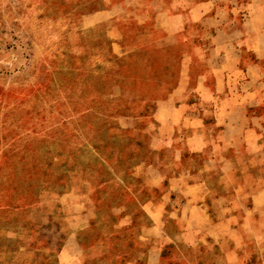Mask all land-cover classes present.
Returning <instances> with one entry per match:
<instances>
[{
    "label": "rangeland",
    "instance_id": "1",
    "mask_svg": "<svg viewBox=\"0 0 264 264\" xmlns=\"http://www.w3.org/2000/svg\"><path fill=\"white\" fill-rule=\"evenodd\" d=\"M82 6L0 0V264H58L73 232L77 264H264V206L200 209L190 188L148 203L170 171L147 123L186 66L194 77V29L164 43L126 18L113 48L106 23L83 29Z\"/></svg>",
    "mask_w": 264,
    "mask_h": 264
},
{
    "label": "crops",
    "instance_id": "2",
    "mask_svg": "<svg viewBox=\"0 0 264 264\" xmlns=\"http://www.w3.org/2000/svg\"><path fill=\"white\" fill-rule=\"evenodd\" d=\"M116 1L66 0L71 8L83 5L79 16L84 30L107 24L113 48L126 18L140 27L146 28L148 21L162 27L164 43L190 27L195 31L194 57L187 62L196 65L194 77L186 66L167 95L156 101L147 123L155 130L153 159L170 171L160 200H149V206L163 207L168 193L186 194L190 188L196 191L184 198L200 209L259 213L264 206V0ZM247 179L255 186L247 185ZM206 198L208 206H203ZM236 200L237 206L231 204ZM227 216V222L235 217ZM159 225L160 217L152 218L149 228ZM66 241L58 264H77L75 233Z\"/></svg>",
    "mask_w": 264,
    "mask_h": 264
}]
</instances>
